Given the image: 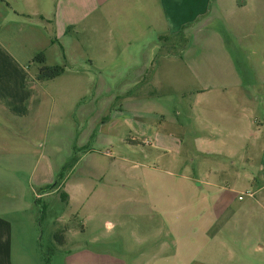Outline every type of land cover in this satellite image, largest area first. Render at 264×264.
Segmentation results:
<instances>
[{
  "label": "crops",
  "instance_id": "0c3cea01",
  "mask_svg": "<svg viewBox=\"0 0 264 264\" xmlns=\"http://www.w3.org/2000/svg\"><path fill=\"white\" fill-rule=\"evenodd\" d=\"M213 18L224 28H208ZM184 29L209 51L177 55ZM40 51L64 72L36 80ZM93 69L96 89L112 95L102 103L109 110L116 90L145 92L157 76L167 84L175 72L186 76L174 104L186 116L169 128L143 121L134 129L156 148L184 145L197 159L186 175L162 170L181 188L151 204L162 214L169 207L176 247L186 229L189 245L199 238L226 252L222 261L190 264H264L238 254L245 247L259 259L264 253V0H0V199L26 197L34 136L48 125L56 100L81 91ZM132 100L124 96L123 105ZM10 140H20V148L12 150ZM245 191L252 195L239 199ZM6 230L0 217V264H9Z\"/></svg>",
  "mask_w": 264,
  "mask_h": 264
},
{
  "label": "rangeland",
  "instance_id": "374dc122",
  "mask_svg": "<svg viewBox=\"0 0 264 264\" xmlns=\"http://www.w3.org/2000/svg\"><path fill=\"white\" fill-rule=\"evenodd\" d=\"M210 22L208 28L224 26L221 20L213 18ZM192 38L186 29L179 33L174 44L177 55L197 58L209 51ZM87 78H82L81 91L66 92L67 97L56 100L48 125L34 136L33 178L25 177L26 197L0 199V217L7 223L9 264H113L116 260L127 264H190L224 260L226 252L214 251L213 245L203 247L199 238L193 240L195 245H189L186 229L181 232L179 247L170 243L173 218L169 207L163 205L162 214L151 204L168 199L181 188L179 178L162 170L186 175L197 159L187 154L184 145L156 148L152 138L134 130L143 121L169 128L178 116H186L185 109L178 115L174 107L185 92L186 76L175 72L170 84L157 76L145 86V92L116 90L110 110L102 103L112 95L96 89L95 73ZM129 94L133 100L128 107L123 105L127 104L123 98ZM184 100L186 105L190 102ZM6 142L12 150L20 148V140ZM60 173L63 179L59 181ZM57 180L60 184L52 190L40 191ZM56 233L62 235L63 243L56 240ZM160 241L167 243L159 247ZM243 250L238 252L242 260L264 262V253L259 259L246 247Z\"/></svg>",
  "mask_w": 264,
  "mask_h": 264
},
{
  "label": "trees",
  "instance_id": "16d2710c",
  "mask_svg": "<svg viewBox=\"0 0 264 264\" xmlns=\"http://www.w3.org/2000/svg\"><path fill=\"white\" fill-rule=\"evenodd\" d=\"M33 62L38 65L35 77L38 81H46L51 80L53 78L58 77L61 75L65 70V65H48L46 64V57L43 51L36 53L33 57ZM63 179V173H60L58 176V180L60 181ZM55 182L53 185H45L40 188L41 192H47L52 190L55 186L59 185V181ZM59 183V184H58ZM55 238L59 243H63L62 235L56 233Z\"/></svg>",
  "mask_w": 264,
  "mask_h": 264
},
{
  "label": "built area",
  "instance_id": "2783aa9c",
  "mask_svg": "<svg viewBox=\"0 0 264 264\" xmlns=\"http://www.w3.org/2000/svg\"><path fill=\"white\" fill-rule=\"evenodd\" d=\"M246 195H249V196H251V195H252V193H251L250 191H245V192H243L241 195H239V196H238V198H239V199H242V198H243V196H246Z\"/></svg>",
  "mask_w": 264,
  "mask_h": 264
}]
</instances>
